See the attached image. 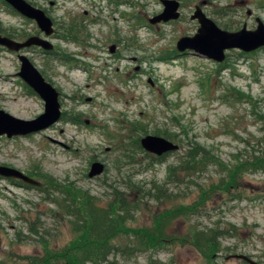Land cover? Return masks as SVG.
<instances>
[{
	"label": "rangeland",
	"instance_id": "obj_1",
	"mask_svg": "<svg viewBox=\"0 0 264 264\" xmlns=\"http://www.w3.org/2000/svg\"><path fill=\"white\" fill-rule=\"evenodd\" d=\"M26 1L52 19L54 34L46 37L5 0L0 32L20 42L40 36L54 50L0 46V108L24 120L45 111L44 100L18 75L22 54L60 92L63 116L37 134L0 136V166L42 184L53 177L89 191L104 206L119 191L132 199L131 185L164 184L169 167L182 161L186 148L164 162L136 149L142 137L168 133L178 144L196 141L210 150L216 163L205 171H178L177 182L169 185L173 201L145 198L130 224L139 228L153 226L157 214L176 205H192L200 187L218 184L227 170L264 153V47L228 50L224 63L176 48L181 37L194 36L200 27L192 19L196 7L220 28L236 32L245 25L255 30V17L264 22V0H177L180 18L158 24L149 20L163 12L162 0ZM95 162L106 169L90 179ZM23 184L0 176V264H33L47 249L62 250L75 240L43 187ZM218 227L229 233L219 238L213 264H247L228 260L240 254L264 263V172L238 176L236 187L216 189L197 214L173 220L166 233L174 240L168 238L167 246L119 254L116 264H211L190 243V232Z\"/></svg>",
	"mask_w": 264,
	"mask_h": 264
},
{
	"label": "trees",
	"instance_id": "obj_2",
	"mask_svg": "<svg viewBox=\"0 0 264 264\" xmlns=\"http://www.w3.org/2000/svg\"><path fill=\"white\" fill-rule=\"evenodd\" d=\"M169 140L176 139L168 133H157ZM136 149L142 150L140 141H136ZM186 152L178 165H171L168 170L167 181L164 184L155 183L150 188L141 185H131L130 192L134 196L129 199L126 192H115L112 199L101 206L97 197L89 191L58 182L48 177L41 188L48 198L57 205L58 213L67 221L75 240L62 250H46L43 258L33 260V264H116L119 254L129 257L137 253L157 251L167 246L170 241L166 229L178 217H187L197 214L200 206L206 205L216 189L230 191L236 187L238 176L244 173L264 172V153L239 164L235 169L225 172L218 184L200 187L198 199L187 206H175L165 212L157 214L154 225L151 227L134 228L136 214L150 197L157 202H171L176 194L169 185L178 180V171L203 172L209 164L216 163L210 150L198 142L180 140V149ZM171 154L157 157V161H167ZM252 160V161H251ZM223 170V169H222ZM217 185V186H216ZM186 196L184 199H186ZM210 197V198H209ZM215 228H199L190 232L191 244L211 264L215 259V252L219 250V238L228 231ZM225 230V229H224ZM123 237H126V240ZM171 241L174 239H170ZM176 241V240H175ZM31 264V262H30ZM152 264V262H151Z\"/></svg>",
	"mask_w": 264,
	"mask_h": 264
},
{
	"label": "water",
	"instance_id": "obj_3",
	"mask_svg": "<svg viewBox=\"0 0 264 264\" xmlns=\"http://www.w3.org/2000/svg\"><path fill=\"white\" fill-rule=\"evenodd\" d=\"M5 1L26 18L34 20L46 37L54 34V23L44 10L33 6L26 0ZM163 4V12L151 18L149 20L151 24L178 20L180 18L179 1L163 0ZM192 19L197 20L200 27L194 36H183L178 40L176 48L181 54L192 51L214 62L224 63L227 59L228 50L239 49L243 52L251 53L264 47V22L261 18L257 19V27L255 30H248L245 25L241 30L236 32L221 29L199 6L192 15ZM0 46H5L8 50L15 52L32 46L41 47L46 51L54 50V45L46 38L34 35L20 42L7 36H2L1 32ZM110 50L114 53L116 46H112ZM19 60L21 62V69L18 75L44 100L45 111L33 120H24L0 108V136H6L8 138L37 134L58 123L63 116L60 92L46 80L28 57L21 54ZM140 144L146 152L154 154L157 157H162L180 150L178 143L157 135H146L142 137ZM105 169L106 166L104 163L95 162L92 164L88 176L90 179L96 178L102 175ZM0 176L8 179L21 180L25 184L34 187L42 186L40 181L26 175L18 169L8 166H0ZM234 257L245 260L250 264H263L243 254Z\"/></svg>",
	"mask_w": 264,
	"mask_h": 264
},
{
	"label": "flooded vegetation",
	"instance_id": "obj_4",
	"mask_svg": "<svg viewBox=\"0 0 264 264\" xmlns=\"http://www.w3.org/2000/svg\"><path fill=\"white\" fill-rule=\"evenodd\" d=\"M162 3H163V0H162ZM164 5V4H163ZM180 8H181V3H180ZM197 8V7H196ZM202 9V8H201ZM248 13V15L249 16H252V11H248L247 12ZM258 18H260V17H255V20H256V22H257V19ZM250 30V29H249ZM2 34V33H1ZM2 36H4V35H2ZM17 181H19V182H21L22 183V181L21 180H17ZM24 186H25V184H23ZM252 258V257H251ZM230 259H237V258H235V257H230V258H228V260H230ZM253 259V258H252ZM237 260H242V259H237ZM242 261H244L245 263H247V264H250V263H248L247 261H245V260H242Z\"/></svg>",
	"mask_w": 264,
	"mask_h": 264
}]
</instances>
